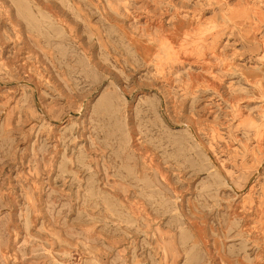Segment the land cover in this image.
<instances>
[{
	"label": "rangeland",
	"instance_id": "1",
	"mask_svg": "<svg viewBox=\"0 0 264 264\" xmlns=\"http://www.w3.org/2000/svg\"><path fill=\"white\" fill-rule=\"evenodd\" d=\"M0 264H264V0H0Z\"/></svg>",
	"mask_w": 264,
	"mask_h": 264
},
{
	"label": "bare ground",
	"instance_id": "2",
	"mask_svg": "<svg viewBox=\"0 0 264 264\" xmlns=\"http://www.w3.org/2000/svg\"><path fill=\"white\" fill-rule=\"evenodd\" d=\"M235 188V187H234Z\"/></svg>",
	"mask_w": 264,
	"mask_h": 264
}]
</instances>
